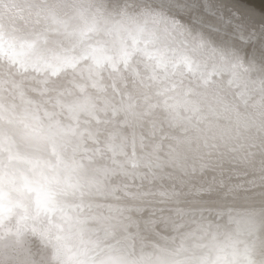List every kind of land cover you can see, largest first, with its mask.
Returning a JSON list of instances; mask_svg holds the SVG:
<instances>
[{"label": "water", "instance_id": "95a60500", "mask_svg": "<svg viewBox=\"0 0 264 264\" xmlns=\"http://www.w3.org/2000/svg\"><path fill=\"white\" fill-rule=\"evenodd\" d=\"M22 1L14 0L12 3L18 9H25L27 12L24 14L27 18L29 15L39 16L42 0ZM69 1L75 4L72 8L76 9L80 16L90 18L89 26L97 27L96 31L91 33L86 29L88 32L85 33L88 35L86 37H90V40L74 42L78 35L73 33L80 32L69 29L65 39L59 40L61 47L48 43H46L48 46H43L45 42L42 39L53 40V36L59 35L55 31H61L52 28L47 32L46 28H43L45 37H42V33L39 36L36 32L29 31L31 34L29 33L28 37L35 40L29 44L23 37L27 35L25 27L17 24L16 27L20 31L18 40L21 41L23 46L21 52L23 51L25 56L18 60L35 55L40 51H34V48L41 47V52L45 51L44 55L47 56L39 59L41 66L52 65L56 69L69 66L66 67V71L74 68L75 65L71 63H76V66L80 65L85 72L88 71L87 73L92 75L90 78L94 79L92 84L89 81H81L79 84L84 82L89 84L78 85L81 94L74 92L72 87L68 90L71 96H84L83 102L69 103L74 107L86 101L85 105L91 109L99 108L95 104L96 97L87 93L89 87L91 90L103 88L101 92H107V96L111 98L112 92L117 95L120 91L127 90L130 84H136L138 87L147 84L148 89L153 87L151 97L160 103L158 108L152 107L153 105L150 107L149 103L152 102L144 103L143 107L150 114L147 115L150 116L149 122L137 116V113L134 114V119L143 120L142 124H146V129L151 130V134L139 133L136 121H133L134 127L132 126L129 134L125 127L120 128L124 134L118 130L119 134L108 133L109 129H115L113 126L109 127L111 122L125 125L122 120L124 116H119L113 110L94 115L88 113L87 109L79 112V115L82 114L99 124L107 120L105 127L109 137L106 138L118 142L119 146L113 150L103 140H95L94 134L100 130L98 127L96 131L85 132L87 141L96 146L91 147V150L84 147L87 150L84 153L85 157L90 158L84 160L88 165L83 178L86 192L72 199V203L79 205L84 213H88L87 210L93 201L101 206L102 212L105 208L116 212L115 217L97 214L98 216L93 218L102 220L98 219L89 225L96 230V237L102 245L115 248L132 257L150 254L153 257L163 256L177 262L182 261L184 264H197V261L207 254L212 244L225 247L231 264H254L249 260L264 259V93L257 89L259 91L257 95L244 94L238 91V88L232 87V84H236L233 78L239 81L240 78L235 74L232 77V73L225 71L227 66L208 57L209 54H213L214 58V53L219 52L211 51L215 41L212 29L201 30L204 26L194 19L185 20L184 15L167 0H99L100 5L90 0ZM195 1V6L200 10L204 7L208 10L209 7L213 9L216 7L210 0ZM18 2H22L23 5ZM70 2L69 5H72ZM21 10L19 12H22ZM166 10L169 12H163ZM71 11L68 13L71 14ZM135 13L148 15L156 21L151 22L152 26L162 27L167 33L173 34L167 42L180 56H175L176 61L166 46L162 45L159 37L155 36L157 32L153 34L156 39L154 40L149 34H135L131 30L118 32L120 27H108L116 19L120 20L116 22L126 24L127 16ZM213 16L217 18L215 12ZM236 22H240V19L237 18ZM76 23L80 25V21ZM143 25L149 27L150 23ZM248 25L257 27L254 21ZM81 26L84 25L75 27ZM11 28L14 29L15 26ZM38 31H41V27H38ZM193 35L198 38H193ZM234 42L238 43L239 40L236 38ZM158 45H161L160 48ZM95 48L102 49V52L93 58ZM158 55L166 61L157 58ZM105 67L111 72L105 74ZM57 72L60 71L56 70L55 73ZM206 72L208 75L204 76ZM256 72L255 70V74ZM55 73H51L50 76ZM155 86L158 90H155ZM169 87L172 91L178 88L179 98H182V95L189 98L188 96L192 94L194 99H188L192 101L190 104H180L179 99L165 100L166 96H161L158 91L160 88L165 90ZM217 90H222L221 95ZM131 93L137 98L141 95V91ZM128 99L131 102L135 100L132 97ZM172 101L173 104H167ZM203 102L204 108L200 109ZM195 107L199 108L198 114H202L186 119L185 117ZM125 109L127 112L136 111L132 104L129 105L130 110L126 107ZM114 119L117 121L114 122ZM243 119H246V122L242 124L239 121ZM208 120L220 122L211 125ZM160 123L164 126L160 128L161 130L171 129L175 132L173 135L166 134L172 138L163 136L161 133L163 131L158 127ZM228 123L236 125L233 128L240 131L237 132L238 135L229 132L223 135L224 138L210 137V132L216 130L220 124L225 129L230 128L227 127ZM176 131L180 133L177 134ZM195 136L197 138L206 136L209 144L204 146V153L196 151L194 154L190 151L188 155L187 151L194 148H191L193 144H187L189 142L187 138L192 139ZM172 139L180 144L187 142L185 147L174 148V153L165 154L168 159L158 157V153L169 150L162 143L173 144ZM241 143H244V146ZM178 152L181 153L180 158L170 157ZM11 153L19 158L28 154V148L18 152V156L14 152ZM142 153L146 154L142 157L143 161L140 157ZM97 156H102L103 160H95ZM204 156H207V161H204ZM0 158L4 163L3 157ZM200 160L206 162L205 167L201 169L198 167ZM139 164L143 165V171L147 174L139 171L141 168ZM118 171L122 175L115 177L113 173ZM186 174L190 180L195 181L191 185H201L199 191H202V194L193 190L183 195L174 194V189L185 190L184 188L190 187L179 184L183 182L182 177ZM108 177H112V181L116 183L114 184L116 188L112 189L117 194H109L111 191L104 195L99 194L104 193L101 186H106L104 181ZM91 189L95 191L93 194L89 193ZM121 227L125 229L120 230ZM47 256L48 250L37 239L29 238L22 249L6 250L4 254H0V264H48Z\"/></svg>", "mask_w": 264, "mask_h": 264}, {"label": "bare ground", "instance_id": "6f19581e", "mask_svg": "<svg viewBox=\"0 0 264 264\" xmlns=\"http://www.w3.org/2000/svg\"><path fill=\"white\" fill-rule=\"evenodd\" d=\"M13 1L14 0H11V2L8 0H0V53H3V51L7 49L9 52V59L11 61V64H5L0 62V156L3 157V159L5 160L4 163L3 161H0V170L8 167L9 164L15 165L16 161L18 160V157L13 156L11 152H14L15 155L18 156V152H23V150L27 149V146L24 144L23 140L21 139L22 131L27 124L26 119L24 118L22 112L18 108V105L21 102V91L14 87L15 82L19 81L21 77L18 75H14V73L17 70L20 71L23 70L19 62L20 60H23L26 65L41 66V64H39L41 62L39 59H41V57H43V59L47 57L46 55H44L45 51L41 52L42 48L40 47L39 49L34 48L35 49L34 51H40L35 55L32 54L29 57L26 56V58H22L18 60L21 56H24V54L23 51L21 52L23 47L21 45V41L18 40V38H20L19 37L20 31H18V28L16 27L17 24H21L22 27H25L27 35H23V37L29 42V44H32L35 41L33 37H28V34L29 33L31 34V32L29 31L36 32L37 35L39 36L42 33V37H45L46 33L42 32L43 28H46L47 32H50V29L52 28H54V30L61 29V31H55L59 33V35L53 36L54 41L53 40L46 41L42 39V41L45 42L43 43V46H48L46 43L59 46V40L65 39L66 37L65 34L69 33V29L75 32H80V33H73V35L75 34L78 35V38L74 40V42L89 41L90 37H86L88 35H86L85 33L95 32L96 31L95 28H97L96 26H92V25L89 26L90 18L86 16L85 18H83V16H80L78 14L79 12L76 9L72 8V6L75 4L70 2L69 0H42V2L40 1V4L42 6L40 8L41 12L39 16L32 17L29 15V18H27L24 14L27 11L23 8L22 10L18 9V7L14 3H12ZM24 1L27 0H23L22 2ZM90 1H93L96 5H100L99 0H90ZM210 1L214 2L216 7L215 9L209 7L210 10L209 11L205 7L204 9L201 10L198 7H196L195 0H167V2L171 3L180 14L184 15L183 18L185 20L189 18L194 19L200 25L204 26L202 27L201 30H205V28L207 29V31L209 29H212V34H213V38H215V41L214 44L212 45L213 49H211V51L214 50L215 52L216 50L217 51L219 50V52L218 54L214 53L215 54L214 58H212L213 54H209L208 57L211 58L210 60L222 63L223 65L227 66L225 71L229 74L232 73L231 74L232 77L237 75L238 78H240V81L233 78V81H235L236 84L234 85L232 84V87L238 88V91H241L244 94L257 95L259 91H261V93H264V0H210ZM22 2L21 3L18 2V3L22 4ZM69 2L72 3V5H69ZM167 2L166 5H168ZM162 3H164V1H162ZM170 8L173 7L170 6ZM70 9H72V11ZM220 9L223 10L219 11ZM20 10L22 12H19ZM116 10H120V9H116ZM68 11H71V14H69ZM163 12L167 13L169 12V10ZM214 12L215 14H217V18L213 16ZM83 13L84 12L82 11L81 14ZM127 18H128V22L126 24L123 23L121 24L119 22H116V21H120L119 19H116L110 24L108 23L109 25L106 23L105 24L108 25V27H112V28L120 27L118 32L131 30L134 31L135 34L142 33L141 35L149 34L152 36L157 32L155 36L157 38L159 37L162 45L166 46L169 53L171 54V57L175 61H176L175 56L180 57L178 55V52L172 48L170 43L167 42L169 41V37H173V34L167 33V31H165L162 27L158 28L157 26H152L151 22L156 23L155 19H151L148 17V15L141 13L128 15ZM237 18L240 19V22H236ZM79 21H80V25H84V26L75 27V26H80L77 25L76 23ZM253 21L255 22V25L257 27H248L249 26L248 23ZM141 22L150 23V26L146 27ZM11 26H15V28L13 29L11 28ZM38 27H41V31H38ZM101 27H103V25H101ZM86 29L88 32L86 31ZM243 35L246 36L243 37ZM193 38L197 39L198 36L193 35ZM236 38L239 40L238 43L234 42ZM153 39L156 40L154 36ZM228 39H232L233 41ZM158 46L160 48L161 45ZM223 47H225V50H223ZM26 50H28V48H26ZM25 53L28 54L27 52ZM39 54L40 56H37ZM157 58L163 61L165 60V58H162L159 55L157 56ZM158 63L161 65L160 62ZM71 64L75 65L74 68H72V70L68 69L65 71L66 67L69 66H66L64 68L57 67V70H59L60 72L55 73V75L50 76L51 74L50 73L46 80L43 77H40L42 83H36L31 79H25L23 81V93L26 94L27 98H30L33 101H38L43 106V108L49 111H59V109L56 107L57 101L63 103H70L75 101L83 102L82 98H84V96L82 95L71 96V94L68 93V90H70L69 88L72 87L74 92L76 93L78 92V94H81L80 86L78 85L89 86V84L85 82L82 84L79 83H81V81H89V83L92 84L94 82V79L90 78L92 77V75L88 74L87 73L88 71L85 72V70L81 68L80 65L76 66V63H71ZM146 67L149 68L148 66ZM149 69L152 70V68ZM104 70L106 71L105 74L111 72V70L107 71V67H105ZM255 70L257 71L256 73L258 75L255 74ZM90 72L92 73V71ZM138 72H140V70H138ZM114 73L118 74L117 72ZM138 74L141 75L140 73ZM32 75H36V73H32ZM207 75L208 73L206 72L204 76ZM213 84L216 85L215 83ZM155 87H156L155 90H158V87L157 86ZM152 88H149L150 89L149 90L147 84H143L142 87L141 86L138 87L136 84H130L127 87V90L125 89V91H120V93L117 94L118 96L114 92H112L111 98L113 99H111L109 96H107V92H101L103 88L100 90H91V88L89 87L87 88V93L92 96L94 95L96 97L97 100L95 101V104L99 108L98 109L96 108L95 110L91 109L90 106H86L87 105L86 101L84 102V104L81 103L77 104L79 106H77L76 108L79 110V112L86 111L87 109L88 113H92L93 115L99 114L101 112L105 113V111L108 112L110 110L116 111L117 112L116 114H118L119 116L121 115L124 116L122 120L125 125H121V123L115 124L111 122L109 123V127L111 128L113 126L115 129H109L108 133L119 134L118 131H120L122 134H124L125 132L120 130V128L125 127L127 130V134H129L132 130V126L134 125L133 121H136L134 119L135 113H137V116L141 117L143 120H146L148 122L150 121V116H147L150 114L147 113L145 108L143 107L145 102H152V104L149 103L150 107L153 105L152 107L156 106L158 108V105H160L159 102L154 101L153 96L151 97V93H153ZM32 89H35V91H33ZM257 89H259V91ZM132 91H141V95L137 98L135 95H133V93H131ZM158 93L161 94V96H166L164 97L165 100L168 98L173 101L179 99L178 102L180 104L183 103L190 104L192 101L189 100L193 98L192 94L188 96L189 98L183 95L182 98H179L180 96H177L179 94L178 88L173 91L170 89V87L165 88V90L164 88H160ZM217 93L221 95L222 90H217ZM130 97L134 98L135 100L131 102L128 99ZM173 101L167 104H173ZM130 104H132L136 108V111L129 109ZM204 104L205 102H203V104L200 106V109L204 108L202 107L204 106ZM186 106L187 105H185V107ZM125 107L128 108L130 112H127ZM208 109L209 108H207V110ZM198 111L199 108L195 107V109H193V111H191V113H189V115L186 116L185 118L188 119L189 117L201 115L202 113L198 114ZM215 112L217 113V110ZM114 120H115L114 122L117 121V119ZM143 120L136 121L139 127V133L147 132L148 134H151L150 133L151 130L146 129L147 128L146 124H142L144 123ZM106 122L107 120L102 122L103 124H99L97 121H93L90 118H86L82 116V114L79 115V119H78L79 126L81 130H84V132L96 131L97 130L96 127H98L100 130L94 134L95 140L97 141L103 140V142L107 143L110 146V148L115 150L116 148H119L118 142H113L111 138H106L109 137V135H107L106 132L107 131L105 127ZM207 122L210 121L208 120ZM216 122H220V121L216 120L210 122V124L213 125ZM239 122L243 124L246 122V119L240 120ZM221 125L222 124H220L218 128L216 127V130L210 132L211 138L214 137L224 138L225 136L223 135L229 132L235 133L236 136L238 135L237 132H240L238 129L233 128L236 127V125L234 124L228 123L227 127L230 128L227 129H225V127H221ZM158 127L160 129L164 126L161 125L160 123ZM161 131H163L161 133L163 134V136H165V138H172L166 134L173 135V133H175L171 129L170 131L166 129ZM176 133L179 134L180 131H176ZM187 139L189 141V142L186 141L187 144H193L191 148H194L187 151L188 155L190 154V151H192L194 154L196 151H198L199 153L201 152L204 153L205 151L204 146H207V144H209L207 143L206 136H204V138H197V136H195L192 139L190 138ZM172 141L173 144L172 142L162 143V145L169 150L158 153L157 155L158 157L168 159L166 158L165 154H172L174 153V148L179 149L181 148V146L185 147L186 145V142L180 144L173 139ZM140 144L142 145V143ZM201 144H203L202 145L203 150L201 149ZM241 144L244 146V143ZM95 146L96 145H94V143L90 144L85 137L84 147L86 148L89 147L88 149L91 150V147H95ZM179 154L181 153L179 152L175 153L174 155H170V157L180 158ZM145 155L146 154L142 153V155L140 156L141 161L144 160L142 159V157H144ZM97 157L98 158H95V160L97 161L103 160L101 159L103 158L102 156L101 157L97 156ZM203 159H205L204 161H207V156H204ZM204 161L202 160L199 161L200 164L198 166L199 169L205 167L206 162ZM6 162H8V164H5ZM158 163H160V161ZM139 166H141V168H139V171L142 173H146L145 171H143L142 168L143 165L139 164ZM113 175L117 177L122 174L119 173L118 171V172H114ZM182 179L183 182L182 183L179 182V184H183L186 186L190 185V187L184 188L185 190L174 189L175 195L176 194L183 195L186 192L187 193L191 192V190H193V192H197V193L199 192L200 194L203 193L202 191H199L201 185H197V186L191 185L195 181L192 179L190 180L188 174L184 175ZM104 182L106 186L104 185L101 186V188L104 190L103 191L104 193H99V194L104 195L107 194L109 191H111V193L109 194H117V192L112 189V188H116L114 187V184L116 185V183L112 181V177H108L107 180H105ZM150 182L152 184H155V182L153 181ZM91 190L92 191H90L89 193L93 194L95 191L93 189ZM82 192H86V189L83 188ZM99 194L97 195L99 196ZM80 195L82 194L78 193L76 196H80ZM87 212L88 213L86 214L92 218L90 220V224L95 221H98V219L100 221L102 220L100 218H93V217H97L98 216L97 214L107 217L116 216V212L110 210L109 208H105L104 211L102 212L101 206L98 203H94V201L93 203H91V207L89 208V210H87ZM124 229L125 227L120 228V230H124ZM249 261H252V263L254 264L260 262L261 264H264V259H259L258 261L250 259Z\"/></svg>", "mask_w": 264, "mask_h": 264}, {"label": "clouds", "instance_id": "9594fccd", "mask_svg": "<svg viewBox=\"0 0 264 264\" xmlns=\"http://www.w3.org/2000/svg\"><path fill=\"white\" fill-rule=\"evenodd\" d=\"M100 52L102 49H93V58ZM0 62L11 64L7 49L0 53ZM19 62L23 70L14 73L21 77L14 87L21 91L18 108L27 121L21 139L28 154L0 170V254L20 250L29 238H35L48 250V264H184L150 254L132 257L102 245L89 226L91 217L72 203L73 197L82 194L88 167L79 110L57 101L59 111H49L27 98L25 79L42 83L40 77L46 80L57 69ZM197 264L231 261L224 246L212 244Z\"/></svg>", "mask_w": 264, "mask_h": 264}]
</instances>
